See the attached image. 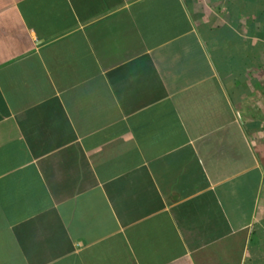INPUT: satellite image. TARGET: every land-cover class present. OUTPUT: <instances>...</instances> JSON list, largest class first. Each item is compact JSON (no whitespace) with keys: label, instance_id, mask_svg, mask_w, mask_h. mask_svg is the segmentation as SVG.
Returning a JSON list of instances; mask_svg holds the SVG:
<instances>
[{"label":"crops","instance_id":"0c3cea01","mask_svg":"<svg viewBox=\"0 0 264 264\" xmlns=\"http://www.w3.org/2000/svg\"><path fill=\"white\" fill-rule=\"evenodd\" d=\"M0 264H264V0H0Z\"/></svg>","mask_w":264,"mask_h":264},{"label":"trees","instance_id":"16d2710c","mask_svg":"<svg viewBox=\"0 0 264 264\" xmlns=\"http://www.w3.org/2000/svg\"><path fill=\"white\" fill-rule=\"evenodd\" d=\"M259 15H260V14H259ZM259 15H258V18H259L258 21L260 20V16H259ZM254 21H256V20H254ZM258 31H259V30H258ZM258 31H257V32H258Z\"/></svg>","mask_w":264,"mask_h":264}]
</instances>
